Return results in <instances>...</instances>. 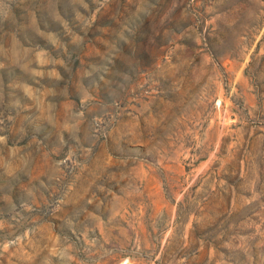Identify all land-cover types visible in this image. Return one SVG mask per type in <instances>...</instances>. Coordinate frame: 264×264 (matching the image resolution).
I'll return each mask as SVG.
<instances>
[{
    "label": "rangeland",
    "instance_id": "obj_1",
    "mask_svg": "<svg viewBox=\"0 0 264 264\" xmlns=\"http://www.w3.org/2000/svg\"><path fill=\"white\" fill-rule=\"evenodd\" d=\"M0 264H264V0H0Z\"/></svg>",
    "mask_w": 264,
    "mask_h": 264
}]
</instances>
